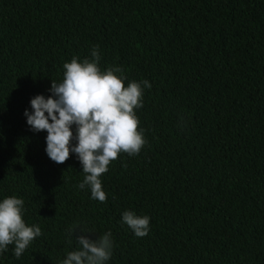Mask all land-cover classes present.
Returning a JSON list of instances; mask_svg holds the SVG:
<instances>
[{
	"label": "trees",
	"instance_id": "trees-1",
	"mask_svg": "<svg viewBox=\"0 0 264 264\" xmlns=\"http://www.w3.org/2000/svg\"><path fill=\"white\" fill-rule=\"evenodd\" d=\"M93 47L102 71L151 85L135 109L146 143L110 163L105 202L25 116ZM13 195L42 234L0 264H62L107 232L105 264H264V0H0V201ZM126 210L150 218L145 237Z\"/></svg>",
	"mask_w": 264,
	"mask_h": 264
},
{
	"label": "clouds",
	"instance_id": "clouds-1",
	"mask_svg": "<svg viewBox=\"0 0 264 264\" xmlns=\"http://www.w3.org/2000/svg\"><path fill=\"white\" fill-rule=\"evenodd\" d=\"M91 56V60L74 56L65 62L62 82L52 80L53 95L32 98L33 111L29 113L26 109L25 116L34 131H47L46 153L51 160L62 164L72 152L78 155L85 174L78 187H89L92 198L105 202L107 195L101 176L108 171L110 163L120 153L138 154L146 143L135 109L142 107L143 88L151 85L144 80L131 81L125 86L122 68L112 66L102 71L98 66L101 59L98 47H93ZM73 124L77 126L75 146H71ZM23 210L24 200L15 195L0 201V251L14 244L17 259L42 234L38 225H26ZM122 220L137 237H145L149 232L148 216L126 210ZM75 229L69 230L70 235ZM80 230L88 232L84 228ZM76 240L77 250L68 252L62 264H105L112 256L110 232L96 240L85 235Z\"/></svg>",
	"mask_w": 264,
	"mask_h": 264
}]
</instances>
